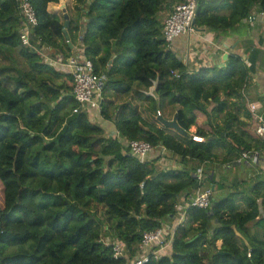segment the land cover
I'll return each instance as SVG.
<instances>
[{
  "label": "trees",
  "instance_id": "trees-1",
  "mask_svg": "<svg viewBox=\"0 0 264 264\" xmlns=\"http://www.w3.org/2000/svg\"><path fill=\"white\" fill-rule=\"evenodd\" d=\"M29 1L36 25L18 0H0V264H127L145 232L181 214L170 253L144 264H264V172L215 196L210 171L194 166L220 151L231 165L263 147L242 95L251 68L229 55L222 68L187 71L162 37L165 18L186 0H72L70 43L63 14L47 10L59 0ZM254 9L264 11V0H198L194 28L221 34ZM79 36L104 76L99 112L116 137L75 100L71 73L40 55L53 49L67 58ZM128 94L147 104L122 100ZM164 103L184 133L159 121ZM133 140L153 148L143 162L128 153ZM166 153L184 167L161 166ZM198 187L212 191L207 209L187 205ZM113 241L124 256L114 257Z\"/></svg>",
  "mask_w": 264,
  "mask_h": 264
},
{
  "label": "crops",
  "instance_id": "crops-1",
  "mask_svg": "<svg viewBox=\"0 0 264 264\" xmlns=\"http://www.w3.org/2000/svg\"><path fill=\"white\" fill-rule=\"evenodd\" d=\"M75 7V3L72 0H59L58 3H49L47 6V10L53 14H64L68 15V20L74 21L76 20V14L73 11ZM64 10V13L63 11ZM200 28L199 30H194L191 33H186L178 38H176L171 43V49L177 55L180 56L183 63L186 65V69L188 72H196L198 71L203 64L209 67L222 68L225 66V61L229 55L239 56L246 67H250L246 83L244 88L242 89V95L248 106L249 103H256L259 106V111L264 110V14L261 11H257L254 9L250 18L243 20L238 25L229 29L223 33H216L214 31H209L206 29ZM72 56H83V48L81 46L80 36L76 39L74 44L71 46ZM41 57L45 60L49 65L54 66L58 70H61L65 73L70 72V68L67 65V58H63L60 53H57L53 49H42ZM226 55V58H224ZM151 91V92H150ZM148 93L152 95L156 102L158 103V98L154 93V89L151 88ZM154 93V95L152 94ZM124 101H131L133 105L137 104L141 109L143 104L146 105L142 101L133 100V98L128 94L123 96ZM99 102L100 95H95L91 101V103L85 105V109L88 112L91 120L96 122L99 126L103 128L106 134L116 137L117 132L116 128L111 121L104 120L99 112ZM162 110L165 115L161 118L166 120H171L174 116L171 115L169 110L171 107L166 105H162ZM160 108V109H161ZM169 108V109H168ZM250 112V111H249ZM170 115V118H167V115ZM250 125L249 131H252L254 127V119L250 112V118L246 120ZM264 143V142H263ZM257 155V163H234L233 165L243 164L242 168H240L241 172L233 171L231 169V173H222L221 166L226 165L222 164L220 160L222 159L221 151L218 152V159L213 160L212 162H207L204 164H194L197 169L202 168L208 169L211 175L214 177L212 180V187L214 190L215 196L224 195L225 192L230 188V191L234 190V186H232L235 182L238 183L237 180L238 173H241V177H243L244 181L248 178H255L258 172H264V144L263 147L259 150L255 151ZM167 156V157H166ZM166 156L159 160L160 165L169 168H182L183 165L177 163L176 159L173 158L169 153H166ZM221 156V157H220ZM228 164V163H227ZM193 163L189 162L187 164V168L192 166ZM230 167V166H225ZM219 172L222 173V177L219 175ZM229 174V178L227 175ZM233 183V184H232ZM220 188H223L222 190ZM242 189V188H241ZM183 201L182 198H180ZM241 203V208L243 207V201ZM175 225V221L173 223H169V226L173 227ZM219 245L221 242H218Z\"/></svg>",
  "mask_w": 264,
  "mask_h": 264
},
{
  "label": "built area",
  "instance_id": "built-area-1",
  "mask_svg": "<svg viewBox=\"0 0 264 264\" xmlns=\"http://www.w3.org/2000/svg\"><path fill=\"white\" fill-rule=\"evenodd\" d=\"M20 2L19 8L25 19L31 24L36 25V17L34 9L30 4L29 0H18ZM198 0H186L179 2L174 5L172 12L165 18L162 37L165 40L167 47L171 49V43L179 36L191 33L194 30V24H192L195 18L196 8ZM264 14V11H262ZM21 36L24 43H27V37L29 33L28 26H24L21 30ZM66 42L70 43L68 39ZM67 65L70 68V73L72 76V92L75 100L80 106L85 107V105L91 103L95 95H100L103 87L104 76L98 75L93 70V64L90 60L81 56H72L67 59ZM176 77L178 73L172 71ZM248 109L254 119V133L256 137L264 141V110L259 111V106L256 103H249ZM76 111V110H74ZM156 115L162 117L159 109L156 110ZM192 140L202 142L203 138L192 135ZM128 153L139 161L143 162L152 151V146L142 140L128 141ZM163 154H165L164 149L160 148ZM257 155L251 154L249 152H243L237 159V163H257ZM230 166V164H226ZM200 172V170H199ZM198 178L201 176L198 174ZM211 189L198 187L194 194L189 197V202L187 205L195 206L198 208L207 209L210 207V195ZM181 209V205L177 206ZM182 214L180 218L175 221L173 227L168 224H162V226L156 228L153 231L145 232L142 241L139 245V250L137 256L130 259L127 264H144L148 262L150 257L155 259L167 255L171 251V242L174 234V228L177 224L182 221ZM112 250L114 257L124 256L123 244L119 241L112 242Z\"/></svg>",
  "mask_w": 264,
  "mask_h": 264
},
{
  "label": "rangeland",
  "instance_id": "rangeland-1",
  "mask_svg": "<svg viewBox=\"0 0 264 264\" xmlns=\"http://www.w3.org/2000/svg\"><path fill=\"white\" fill-rule=\"evenodd\" d=\"M151 92V91H150ZM153 95H154V93H152ZM145 104H147V103H145ZM144 105V104H143ZM169 109V108H168ZM157 110V109H156ZM159 110H160V112H161V114H162V117L165 115V113L163 112V110H162V108L160 109L159 108ZM168 113H170L171 115H173V109H171V110H169V112ZM156 114V113H155ZM167 115V118H170L171 116L170 115H168V114H166ZM195 127H191L190 128V132H191V134H194L195 133ZM221 157V156H220ZM220 162H222L221 160H220ZM243 164H238V165H233V164H231L230 165V167H225V165H222L221 166V171H222V173H231L230 171H231V169H233V171H237V172H241L240 171V168H242L243 166H242ZM222 173L221 172H219V175L222 177L221 179H223V176H222ZM227 178H229V174L227 175ZM242 179H244L243 177H241V173L239 174L238 173V177H237V180H239L238 182H240V181H243ZM98 211H99V216L101 215V209L99 208L98 209ZM217 245L218 246H220L219 245V243H217ZM217 246V247H218Z\"/></svg>",
  "mask_w": 264,
  "mask_h": 264
},
{
  "label": "water",
  "instance_id": "water-1",
  "mask_svg": "<svg viewBox=\"0 0 264 264\" xmlns=\"http://www.w3.org/2000/svg\"><path fill=\"white\" fill-rule=\"evenodd\" d=\"M196 10H197V8H196ZM63 11V13H64V10H62ZM63 17H64V19H65V22H64V34H65V36H66V38L67 39H69L68 38V35H67V26H68V15L66 14V13H64L63 14ZM195 23V18L193 19V21H192V24H194ZM197 30H199V29H197ZM203 30V29H202ZM70 47L72 46L71 44L69 45ZM224 58H226V55H225V57ZM159 121L162 123V124H164V125H166V126H168V127H170V128H172V129H174V130H177V131H179V132H181V133H184V130L178 125V123H177V120H176V114H174V116H173V118L171 119V120H166V119H163V118H159Z\"/></svg>",
  "mask_w": 264,
  "mask_h": 264
}]
</instances>
